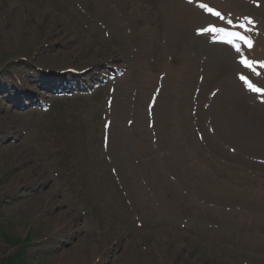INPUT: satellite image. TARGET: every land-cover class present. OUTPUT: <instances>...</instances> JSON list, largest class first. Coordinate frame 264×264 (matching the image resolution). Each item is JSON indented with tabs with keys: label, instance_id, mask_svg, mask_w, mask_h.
Returning a JSON list of instances; mask_svg holds the SVG:
<instances>
[{
	"label": "rangeland",
	"instance_id": "1",
	"mask_svg": "<svg viewBox=\"0 0 264 264\" xmlns=\"http://www.w3.org/2000/svg\"><path fill=\"white\" fill-rule=\"evenodd\" d=\"M183 4L0 0V261L23 250L19 264H264V108L220 71V51L193 34L206 18ZM242 4L264 19V7ZM107 66L127 71L108 151L102 116L115 83L47 113L22 99L42 101L43 83L94 86ZM67 67L88 73L38 72ZM159 82L152 141L139 115Z\"/></svg>",
	"mask_w": 264,
	"mask_h": 264
},
{
	"label": "trees",
	"instance_id": "2",
	"mask_svg": "<svg viewBox=\"0 0 264 264\" xmlns=\"http://www.w3.org/2000/svg\"><path fill=\"white\" fill-rule=\"evenodd\" d=\"M21 253L15 257L12 258H7L5 260H1L0 264H19L22 260V258H24V251L20 250Z\"/></svg>",
	"mask_w": 264,
	"mask_h": 264
},
{
	"label": "bare ground",
	"instance_id": "3",
	"mask_svg": "<svg viewBox=\"0 0 264 264\" xmlns=\"http://www.w3.org/2000/svg\"><path fill=\"white\" fill-rule=\"evenodd\" d=\"M172 11H173L174 15L178 18V7L173 9ZM218 47L226 48L223 46H218ZM213 56L218 57L219 59H221L223 57V55L221 53H218V52L214 53ZM226 61H227L226 59L222 58L221 60H219L218 63H225Z\"/></svg>",
	"mask_w": 264,
	"mask_h": 264
}]
</instances>
